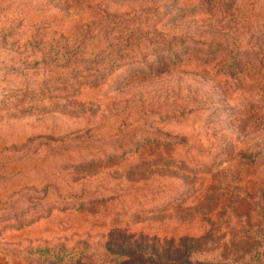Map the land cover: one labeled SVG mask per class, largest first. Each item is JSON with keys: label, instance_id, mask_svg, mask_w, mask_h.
<instances>
[{"label": "rangeland", "instance_id": "rangeland-1", "mask_svg": "<svg viewBox=\"0 0 264 264\" xmlns=\"http://www.w3.org/2000/svg\"><path fill=\"white\" fill-rule=\"evenodd\" d=\"M0 264H264V0H0Z\"/></svg>", "mask_w": 264, "mask_h": 264}, {"label": "trees", "instance_id": "trees-1", "mask_svg": "<svg viewBox=\"0 0 264 264\" xmlns=\"http://www.w3.org/2000/svg\"><path fill=\"white\" fill-rule=\"evenodd\" d=\"M129 23L130 20L128 21ZM122 23V27H121V30L118 32L120 33V35H124L126 30H125V26ZM128 32L130 34H128L129 38L127 37L126 39H124L123 41H120L119 44L117 45H120V49L122 51L123 50V47L124 48H128L129 51H137L140 47V42L137 41V39H130V35L132 34L131 33V29L128 30ZM145 34H149L148 32H145ZM126 40V41H125ZM40 43L42 44V48L43 51H42V56H56L57 58L61 59L60 56H63L64 55V52L60 51V48H57V47H54L55 44H51L48 48H47V43L44 42V37L42 36L41 40H40ZM109 45H115L112 41L109 43ZM70 46V45H69ZM63 47V46H61ZM73 47L75 49H79L81 48V43L80 42H75L73 44ZM51 49H52V52H51ZM212 55H214V53H212ZM123 55L121 57H116V58H110L109 59V56L107 55H103L101 56V65L102 67H105L106 65H110V68L113 67V66H117V64H119V59L122 58ZM51 58V57H50ZM198 58V57H196ZM237 58V57H236ZM263 57L260 58V60L262 59ZM214 59H217V56L214 58ZM232 59V60H231ZM91 61V60H90ZM219 68H223L224 71L226 72V75L228 76H232L234 75L235 73H237V75H242L243 73H245L247 71V69H251L254 65L251 64L250 61H248L247 59L245 60L244 58H241V59H235V57L233 58H224L222 59V61L219 63ZM217 68V69H219ZM241 73V74H240ZM237 78V77H235Z\"/></svg>", "mask_w": 264, "mask_h": 264}]
</instances>
